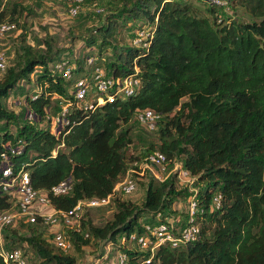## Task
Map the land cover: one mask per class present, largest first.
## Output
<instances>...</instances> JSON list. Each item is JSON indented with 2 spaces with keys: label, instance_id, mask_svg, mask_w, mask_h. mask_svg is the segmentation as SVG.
I'll return each mask as SVG.
<instances>
[{
  "label": "trees",
  "instance_id": "obj_1",
  "mask_svg": "<svg viewBox=\"0 0 264 264\" xmlns=\"http://www.w3.org/2000/svg\"><path fill=\"white\" fill-rule=\"evenodd\" d=\"M205 3L204 13H199L189 0H115L109 16L144 19L131 31L149 25L147 46H117L106 18L81 37L86 45L98 44L99 51L106 46L112 51L102 62L108 75L128 74L135 63L137 91L91 108L72 107L57 133L51 131L50 119L42 126L38 123L46 116L53 93L68 96L72 79L49 70L48 63L62 50L51 44L49 35L31 46L22 30L21 43L11 60L6 56L0 75V151L8 154L13 170L23 164L31 187L46 191L56 208L67 209L79 198L111 192L127 168L135 109L159 112L154 129L142 127L135 134L143 155L158 150L171 161L179 160L201 182L196 198L202 211L195 212L199 236L177 246L159 244L148 262L143 261L148 250L123 246L126 264H264V0H239L247 20H227L217 15L222 6ZM17 7L21 6L12 2L9 7L0 0V22H15ZM22 80L36 90L34 97L24 95L33 118L19 123V115L6 108L4 98ZM9 121L16 124L14 134L7 131ZM149 132L155 133L154 140H148ZM6 143L20 145L19 152L10 153ZM67 176L71 178L67 193L52 195L50 187ZM145 176L140 205L112 196L106 205L112 203L115 210L102 225L87 220L83 228L80 216V230L66 228L72 247L79 249L90 238L114 244L120 234L126 239L143 230L138 218L153 223L155 214L170 211V201L184 190L176 188L175 174L162 180ZM213 191L220 193V205L208 210ZM12 201L0 189V211L9 209ZM185 216L178 220L183 223ZM16 221L30 225L27 233L4 225L3 244L9 248L25 241L39 259L27 264H74L73 256L53 252L39 223Z\"/></svg>",
  "mask_w": 264,
  "mask_h": 264
},
{
  "label": "built area",
  "instance_id": "obj_2",
  "mask_svg": "<svg viewBox=\"0 0 264 264\" xmlns=\"http://www.w3.org/2000/svg\"><path fill=\"white\" fill-rule=\"evenodd\" d=\"M67 4V12L70 15L78 11L81 0H59ZM215 6H223L228 0H205ZM15 27L13 21L0 22V36ZM152 31L149 25H141L134 29L130 37L131 43L138 48H145L149 42ZM93 54H87L84 62L90 65L89 71L78 72L79 68L75 66L74 61L65 57L55 59L52 64L55 72L63 79H72L69 84L68 96L64 97L53 93L59 97L61 115L56 116L60 123L66 122L65 113L72 107L91 108L93 106L113 102L134 94L139 86L138 76L135 74L138 70L137 65L133 64V71L125 75H108L95 62ZM6 54L0 50V69L6 65ZM51 71V69H49ZM52 72V71H51ZM78 74L72 78V74ZM51 95V96H52ZM34 97V96H32ZM70 107L69 109H67ZM159 112L150 108L135 109L134 118L147 129H154ZM64 125V124H63ZM59 131V130H58ZM57 131V132H58ZM8 147V143H6ZM10 153H17L20 145L8 147ZM55 150L52 151V154ZM142 165H137L136 161L128 167L127 173L121 180L115 182L111 192L104 196L79 198L67 209L53 207L46 191L36 190L31 187L27 172L23 164L13 170L8 154L0 151V189L12 196L13 201L9 209L0 211V258L4 264H27L24 252L20 247H5L1 234V228L4 225H13V222L20 219L23 222H37L50 228V242L55 248L66 251L72 247L70 236L66 228L71 230H80V221L82 210L87 207L106 205L116 191L129 193L135 188L136 178L149 173L158 180L165 178L170 171L180 180L185 181V185H190L196 179L194 175L181 165V162H173L166 158L158 150L146 152L142 155ZM169 162H172L168 167ZM145 171V172H144ZM71 187V178L69 176L53 184L48 191L52 195H62L67 193ZM197 189L192 188L188 198V207L185 220L179 225L176 224L178 218L165 220H156L153 223H143V230L140 233L131 232L126 239L134 240L143 250H148L149 254L143 260L148 262L150 255L159 244L167 243L170 246H177L195 240L199 236V224L195 219V212H201L202 207L197 204ZM220 205V193L213 191L209 198L208 210L216 209ZM87 236V233H83ZM2 241V242H1ZM117 264H126L124 253L117 255Z\"/></svg>",
  "mask_w": 264,
  "mask_h": 264
},
{
  "label": "rangeland",
  "instance_id": "obj_3",
  "mask_svg": "<svg viewBox=\"0 0 264 264\" xmlns=\"http://www.w3.org/2000/svg\"><path fill=\"white\" fill-rule=\"evenodd\" d=\"M197 6L199 13H204V6L206 5L205 0H189ZM14 2L19 4L21 7L16 9L15 12V27L7 32L6 34L0 36V50L8 56V61L11 60L13 56L14 49L19 45L20 36L22 30L26 32L25 41L26 43L34 46L37 42L36 39H43L45 35H49V40L51 44L61 48V52L57 56L68 58L74 61L75 66L79 65V70L76 73H81L84 71H89L90 65L84 62V57L87 54H93L95 56V62L104 71L102 62L105 61V55L111 56V50L106 46V50L99 51V46L96 43L86 45L81 36L93 32L94 27L103 22V18L110 19L111 25H113V32L111 35L112 42L117 46L132 45L130 37L133 35L132 27L136 22H145L144 19L138 18L136 20H125L121 21L120 17L109 16V12L112 10L115 0H81L78 6V11L70 15L67 12V4L59 0H3V5H8ZM227 16L229 19H239L247 20L248 12L239 0H228L227 4L221 7V11L217 10V15ZM7 19V18H6ZM147 24V23H145ZM42 45V44H40ZM101 54L100 56L97 54ZM104 56V59L101 57ZM104 60V61H103ZM49 69L55 72L52 62L48 63ZM37 71L34 70V72ZM0 69V75L2 73ZM34 72L30 73L29 76L33 78ZM72 74V77L78 74ZM36 90V86L31 85V83L24 82L23 80L19 82L18 87L10 90L6 98H4V104L8 110L14 114L19 115V123L24 120L29 121L33 116L24 102V95L34 96L33 93ZM69 90V88H68ZM58 99L56 96H50V101L48 107H46V116L39 121L38 125L42 126L46 120L50 119V128L53 133H57L64 124L56 120V116L59 117L60 105L58 104ZM182 99H185L184 97ZM68 107L67 109H69ZM71 109V108H70ZM135 119V118H134ZM2 120H0V125ZM133 126L131 127L132 143L126 148V160L127 168L132 166V162L135 160L137 165H142V148L143 145L141 141L137 139L136 132L141 129L144 130L142 126L136 119L132 121ZM143 127V128H142ZM7 131L12 134L15 133L16 124L9 121L6 124ZM146 129V128H145ZM148 140H154L155 133L149 132ZM156 149V148H154ZM173 162H180L174 159ZM172 162H169L168 167H170ZM126 168V169H127ZM118 177L121 180L127 173V170ZM145 172V171H144ZM172 173V171H170ZM146 173L136 178L135 188L129 193H122L116 191L114 196L116 198L130 200L136 205H140L145 185L147 182ZM175 185L178 189H184L182 193L176 195L170 201V211L160 212L155 214L154 221L165 220L170 218H182L183 215L187 213L188 198L192 192V188L197 189L201 182L197 179L193 181L190 185H185L184 180H180L175 176ZM113 196V197H114ZM115 208L112 203L102 207L84 208L81 213V218L84 220L85 228L87 220L94 225H102L105 221L109 220L114 212ZM149 213H147L148 215ZM140 224L144 223L143 218H138ZM198 222V221H197ZM31 224H35L34 222ZM38 224V223H37ZM36 224V225H37ZM177 225L180 221L176 222ZM14 227L17 228L19 234L27 233V228L30 226L18 225L15 220L13 222ZM41 234L46 239H50V228L43 224L38 225ZM122 241L124 244H119ZM2 242V241H1ZM4 242V241H3ZM52 245V244H51ZM120 245V246H119ZM53 246V245H52ZM123 246L129 249H142L136 244L134 240L125 239L123 234L118 235L116 243H109L103 240H96L93 238L89 239V242L82 244L79 249L71 247L68 250H59L53 246V252L58 254H68L73 256L74 264H117V255L120 251H123ZM16 247L24 252L25 259L27 263L38 261L31 248L26 244L25 241L17 243ZM143 250V249H142ZM44 264H54L50 262H45Z\"/></svg>",
  "mask_w": 264,
  "mask_h": 264
}]
</instances>
